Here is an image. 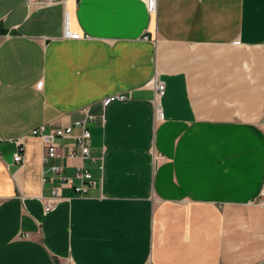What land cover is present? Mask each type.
<instances>
[{"label":"crops","instance_id":"obj_1","mask_svg":"<svg viewBox=\"0 0 264 264\" xmlns=\"http://www.w3.org/2000/svg\"><path fill=\"white\" fill-rule=\"evenodd\" d=\"M87 109L82 197L29 135ZM263 193L264 0H0V264H264Z\"/></svg>","mask_w":264,"mask_h":264},{"label":"built area","instance_id":"obj_2","mask_svg":"<svg viewBox=\"0 0 264 264\" xmlns=\"http://www.w3.org/2000/svg\"><path fill=\"white\" fill-rule=\"evenodd\" d=\"M147 8L149 14H155L158 10V0H140ZM65 37L72 40H81L83 36L80 33H74L70 30L68 21L65 22L64 28ZM157 98L155 108V118L160 120L162 118V111L159 106V100L165 93V85L157 82ZM83 117L76 120L74 123L66 128L47 129L46 125H41L29 135V137L37 138L41 141L43 147V165L49 167V170L53 173V176L48 178L45 176L43 181H53L55 176H59L61 184L63 186H71L79 196H86L91 188L96 187V181L93 174L84 165L77 167L74 177L69 178L64 176L65 166L63 164L53 163L60 160H72L78 157L76 150L69 148L64 153L65 145L63 141L66 139H73L76 142V146L80 149V157L82 159L90 158L91 139L92 134L90 131L91 124L95 121L96 116L93 115L88 109L83 110ZM78 131V132H77ZM18 149L14 155V162L21 165L24 163L23 151L24 142L23 139L17 140ZM157 159V157H156ZM100 170H104V164L101 163ZM46 174V173H45ZM78 181V184H75ZM61 186L54 187L52 189V196L48 198L45 203V212H50L56 206L57 202L61 199ZM264 196V193L262 194ZM24 238H28L29 234H25Z\"/></svg>","mask_w":264,"mask_h":264}]
</instances>
